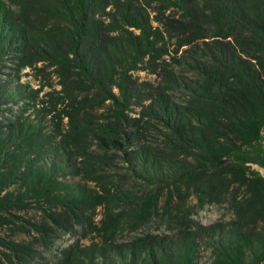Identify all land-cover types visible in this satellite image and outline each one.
Wrapping results in <instances>:
<instances>
[{"label": "trees", "instance_id": "trees-1", "mask_svg": "<svg viewBox=\"0 0 264 264\" xmlns=\"http://www.w3.org/2000/svg\"><path fill=\"white\" fill-rule=\"evenodd\" d=\"M255 167L264 0H0V228L44 235L64 227L56 211L83 220L134 205L139 225L164 191L185 189L224 199L235 218L91 243L73 263L259 264ZM135 182L146 189H124ZM0 246L20 261L18 243Z\"/></svg>", "mask_w": 264, "mask_h": 264}, {"label": "rangeland", "instance_id": "rangeland-1", "mask_svg": "<svg viewBox=\"0 0 264 264\" xmlns=\"http://www.w3.org/2000/svg\"><path fill=\"white\" fill-rule=\"evenodd\" d=\"M139 75L142 78H150L143 72ZM255 168L264 175V169ZM124 189L140 193L146 188L135 182L125 185ZM190 191H164L157 207L149 211L144 223L139 225L131 219L133 207L137 206L134 205L112 208L108 213L103 206H98L89 216H85L84 221L78 216H62L56 211L53 216L64 227L57 228L52 225L50 228H44V235L35 233L32 228H0V239L18 243V249L23 254L20 261L13 260L9 251L0 246V264H74L71 258L76 250L91 243L122 244L138 240L147 234H169L187 228L195 222L208 225L217 220L227 222L235 218L233 210L224 199L211 201L209 196L198 198ZM27 217L32 221L42 222L40 212L35 209L30 210ZM63 217L70 225L65 223ZM208 258L209 253L204 252L203 259Z\"/></svg>", "mask_w": 264, "mask_h": 264}, {"label": "built area", "instance_id": "built-area-1", "mask_svg": "<svg viewBox=\"0 0 264 264\" xmlns=\"http://www.w3.org/2000/svg\"><path fill=\"white\" fill-rule=\"evenodd\" d=\"M259 264H264V261L260 262Z\"/></svg>", "mask_w": 264, "mask_h": 264}, {"label": "crops", "instance_id": "crops-1", "mask_svg": "<svg viewBox=\"0 0 264 264\" xmlns=\"http://www.w3.org/2000/svg\"><path fill=\"white\" fill-rule=\"evenodd\" d=\"M264 176V175H263Z\"/></svg>", "mask_w": 264, "mask_h": 264}]
</instances>
